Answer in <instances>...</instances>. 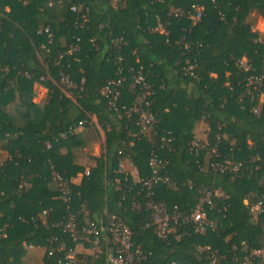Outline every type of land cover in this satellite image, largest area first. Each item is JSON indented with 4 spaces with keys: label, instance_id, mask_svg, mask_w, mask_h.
Masks as SVG:
<instances>
[{
    "label": "trees",
    "instance_id": "1",
    "mask_svg": "<svg viewBox=\"0 0 264 264\" xmlns=\"http://www.w3.org/2000/svg\"><path fill=\"white\" fill-rule=\"evenodd\" d=\"M192 5L201 8L198 22L173 16ZM72 6L82 11L72 13ZM251 13L264 19V0H0V148L8 156L0 163V264H22L26 246L43 249L41 264L62 258L47 255L59 242L88 248L56 226L68 215L80 224L83 210L94 221L118 216L145 257L141 264H211L212 258L239 264L243 248L264 245V207L255 219L249 210L264 198V97L259 103L256 92L244 88L249 75L264 76V32L252 30ZM157 19L168 23L166 36L151 31ZM190 63L189 76L181 68ZM117 67L124 81L111 108L100 91L117 79ZM60 71L73 89L60 85ZM137 72L150 92L145 110L154 118L144 132L136 114H126L138 91L131 80ZM35 84L47 91L41 106L32 102ZM91 116L104 140L84 174L73 150L85 145ZM78 123L82 134L73 133ZM199 124L207 129L203 140L194 137ZM192 141L205 149L194 154ZM215 145L216 153H208ZM151 149L163 164L159 176L168 178L153 188L154 200L182 212L201 193L213 196L212 206H204L202 233L186 225L176 238L160 240L145 227V192L116 169L127 158L137 180L147 178ZM224 160L239 165L235 173L200 170ZM49 165L69 182L66 204ZM77 174L82 178L75 185ZM87 259L106 264L104 252L93 258L90 251Z\"/></svg>",
    "mask_w": 264,
    "mask_h": 264
},
{
    "label": "built area",
    "instance_id": "2",
    "mask_svg": "<svg viewBox=\"0 0 264 264\" xmlns=\"http://www.w3.org/2000/svg\"><path fill=\"white\" fill-rule=\"evenodd\" d=\"M120 0H112L117 2ZM213 1V0H211ZM72 13H80L82 9L79 6L70 7ZM170 16V15H168ZM173 16H184L191 21L192 24L199 21L201 17V8L197 5L191 6V11H174ZM167 22H160L157 19L156 26L151 29L152 32L167 35L166 26ZM46 32V29L44 30ZM182 37V48L189 50L190 43L184 40ZM120 62V59L117 60ZM238 65L243 68L244 71L250 69L244 60L238 62ZM194 64H187L182 67L181 70L188 73L190 76ZM117 79L114 81L106 82L105 86L101 89L100 95L108 100L109 107H113V102L116 101L119 96V90L121 83L124 81L122 77L121 67H117ZM131 71V70H130ZM59 83L64 89L69 90L75 87V84L70 80L69 76L63 71L58 72ZM132 82L137 87V93L132 104L126 114L134 113L137 116L136 126L141 132L146 131L153 123V115L149 113L145 108L147 107L146 97L150 94L147 90L144 77L137 72L132 77ZM244 88L247 93L256 92L257 101L260 103L264 97V76L261 74H252L245 78ZM253 115L258 113V108H252ZM120 117V114H117ZM81 123H78L80 126ZM167 141V140H166ZM203 143L198 141H192L190 144V150L196 154L199 151L204 150ZM210 154L216 153V145L209 150ZM119 154V153H118ZM125 163L130 166L131 161L127 159H121L117 164L116 172L120 174H126L124 166ZM239 165L232 166L228 161L224 160L222 163H209L202 165L201 171L211 170L213 172H228L235 173ZM147 167L149 169V176L145 179L137 180L141 190L145 192V201L143 204L144 210L150 214V221L145 224V227H152L156 236L160 240H167L171 237L176 238V232L185 227L191 225L194 233H202L204 231L207 222L205 221L204 206H212L211 197L209 192L201 193L200 198L196 201L194 207L189 211H178L176 207H168L165 203L159 202L153 199V188L159 183H165L168 181L167 177H160L159 171L163 167L162 162L157 158L156 152L151 149L148 153ZM51 171L52 180L56 182L59 198L63 203L69 201V182L62 180L56 172L53 171V167L49 165ZM135 184V183H133ZM221 194H214V196H220ZM123 201V197L120 198L118 205ZM264 207V198L249 204V210L252 217L256 216L262 211ZM86 210L82 212V219L80 224L74 219V216L68 215L64 223L57 224L63 232H66L73 242L79 240L84 241L91 251V257L97 258L98 255L105 253L106 264H141L145 259L144 255L139 253L134 248L132 242V235L124 222L115 214H109L104 219L91 220L86 215ZM31 246H26V249ZM207 250V249H206ZM62 253V258L57 260V264H90L85 255L82 259H77L75 248H66L63 242H59L57 246L51 245L47 250L48 256H53L57 253ZM244 256L239 264H264V245H260L254 248H243ZM215 263V258L211 259V264Z\"/></svg>",
    "mask_w": 264,
    "mask_h": 264
},
{
    "label": "crops",
    "instance_id": "3",
    "mask_svg": "<svg viewBox=\"0 0 264 264\" xmlns=\"http://www.w3.org/2000/svg\"><path fill=\"white\" fill-rule=\"evenodd\" d=\"M256 18L254 19V29L252 28L253 31L258 32L259 34L264 32V19L259 15V14H255V13H251L249 15V21L250 18ZM252 20V19H251ZM251 22V21H250ZM34 92L35 95L32 99V102L35 104H38L39 106L42 105V103L44 102V99L46 97V89H44L43 87H41L38 84H35L34 87ZM82 126H78L74 129L73 133L74 134H82ZM90 130L85 131V133L82 135V137L84 138L83 140L85 141V145L80 148V149H74L73 150V155L75 156V162L79 165H81L82 167H84V174H86L88 172V169L90 167H92L94 165V160L93 158H96L99 156L100 154V148L103 144V140H104V136H103V131L100 128V126L97 124L96 119L94 116H91V128H89ZM206 128L202 129L201 128V124H199L198 126H196L193 130L194 133V137L198 140H203L205 133H206ZM203 131H205L203 133ZM8 158L6 152L0 148V163H2L4 160H6ZM124 161L127 160V158H123ZM124 169L126 172V174H122V175H126L129 176L131 178H133V182L137 181V172L135 170V168L133 167V165L128 166L125 163ZM117 173V172H116ZM120 174V173H117ZM82 178V174H77L75 176V178H73L71 180V183L77 185L80 183ZM115 184L118 183L117 180L114 181ZM30 250L33 249V247L29 248ZM28 249H26L27 252ZM75 252L76 253H82L85 255H88L90 253V250L86 247L83 248L82 245H78L75 247ZM35 255L32 254L28 260L31 263L32 261L34 262V257ZM25 260V256L22 259V264L24 263L23 261Z\"/></svg>",
    "mask_w": 264,
    "mask_h": 264
},
{
    "label": "rangeland",
    "instance_id": "4",
    "mask_svg": "<svg viewBox=\"0 0 264 264\" xmlns=\"http://www.w3.org/2000/svg\"><path fill=\"white\" fill-rule=\"evenodd\" d=\"M252 19V20H251ZM254 19H256L255 17L254 18H250V23L252 25V28L254 29ZM254 25V26H253ZM258 33V32H257ZM205 131H203L204 133ZM43 249L42 248H39V247H36V248H33V249H28L27 252L25 253V260L23 261L24 263L23 264H41V257L43 255ZM34 254L35 256L33 257L34 259V262L32 261L31 263L29 262L28 258Z\"/></svg>",
    "mask_w": 264,
    "mask_h": 264
}]
</instances>
